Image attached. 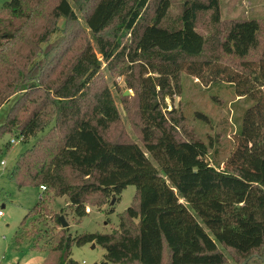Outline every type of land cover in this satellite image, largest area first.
<instances>
[{"label": "trees", "instance_id": "obj_1", "mask_svg": "<svg viewBox=\"0 0 264 264\" xmlns=\"http://www.w3.org/2000/svg\"><path fill=\"white\" fill-rule=\"evenodd\" d=\"M174 1L10 0L0 7V109L16 105L0 139L16 134L30 145L10 180L18 189L45 187L22 226L50 214L45 192L66 198L82 222L88 205L101 209L136 188L111 233L73 235L60 221L64 211L52 214V228L62 227L55 264H78L73 248L87 244L105 250L94 264H228L217 242L236 263L264 264V57L248 58L259 49L260 23L223 22L220 0H181L172 20ZM78 13L98 50L87 44L66 72L57 71L49 64L63 42L52 37L60 19ZM206 14L215 27L209 39L197 30ZM222 55L248 59L234 67ZM115 62L129 63L122 74L138 97L144 148L107 139L120 113L108 88L91 93L102 64ZM183 74L205 86L228 84L246 104L222 165L210 162L211 144L186 138L166 115L164 100L180 92Z\"/></svg>", "mask_w": 264, "mask_h": 264}, {"label": "rangeland", "instance_id": "obj_2", "mask_svg": "<svg viewBox=\"0 0 264 264\" xmlns=\"http://www.w3.org/2000/svg\"><path fill=\"white\" fill-rule=\"evenodd\" d=\"M10 0H0L3 7ZM181 0H175L171 9V19L178 17ZM221 20L231 21L235 19L257 20L260 23L258 37L259 49L251 54V60L264 57V0H220ZM61 31L52 37V42H60L59 50L53 51L49 65L57 71L66 72L76 60L81 50L89 44L95 51L98 50L95 36L88 29L84 15L78 13L76 20L58 22ZM198 32L206 39L215 34V27L210 20V15H203L197 25ZM111 31L107 32L110 33ZM129 36L123 38V43L129 42ZM60 39L64 41H59ZM54 48L58 44H53ZM68 53L61 55L62 50L69 49ZM56 49V48H55ZM100 57V56H99ZM222 60L231 66L239 67L248 58L239 59L232 56H221ZM102 60V58L100 57ZM115 62L112 66L102 64L98 76L92 83V94H101L103 88L110 90L111 96L120 113L121 120L114 125L106 135L110 141L122 140L139 144L142 148L141 127L142 122L138 111V97L129 89L128 82L132 80L130 75H123L128 62ZM165 111L169 117L179 120L183 136L211 144L209 152L212 164L223 163L233 149L234 134L240 126V118L246 107L244 100L237 97L234 88L228 84L203 85L195 76L183 74L181 77L180 92L165 100ZM16 105L14 101L0 109V126L5 122L9 112ZM14 107V108H13ZM203 116V117H202ZM26 115L22 119H25ZM16 134L6 133L0 139V264H55L59 253L54 252L55 239L62 227L52 228L50 217L54 213H61L69 224V230L73 235L85 233H111L118 228L119 215L128 209L136 194L134 186L127 187L119 201L106 203L101 209L91 204L90 209L82 220L78 222L68 207L66 198H55L47 192L44 195V203L50 214L41 220H29L22 226L26 215L39 203L43 191L38 187L18 189L10 180V173L16 166L20 155L30 146L23 144ZM19 141L11 144V140ZM11 145H10V144ZM33 140H30V144ZM5 162V165H2ZM102 199L100 195L96 199ZM43 221V222H41ZM46 224V225H45ZM214 238L213 234L206 230ZM25 238H22V236ZM218 248L228 258V264L236 263L233 253L226 250L217 242ZM105 250L100 246L87 244L82 247H74L72 258L78 264H94L103 261ZM233 255V256H232Z\"/></svg>", "mask_w": 264, "mask_h": 264}, {"label": "built area", "instance_id": "obj_3", "mask_svg": "<svg viewBox=\"0 0 264 264\" xmlns=\"http://www.w3.org/2000/svg\"><path fill=\"white\" fill-rule=\"evenodd\" d=\"M21 140H22V138H21ZM17 143H19V141H17L16 139H12V140H11V144H17ZM2 165H5V162H2ZM40 190H41V191H45V187L42 186V187L40 188ZM86 212H87V213H90V209L87 208V209H86ZM2 215H3V213L0 212V217H2Z\"/></svg>", "mask_w": 264, "mask_h": 264}, {"label": "water", "instance_id": "obj_4", "mask_svg": "<svg viewBox=\"0 0 264 264\" xmlns=\"http://www.w3.org/2000/svg\"><path fill=\"white\" fill-rule=\"evenodd\" d=\"M114 202H115V199L112 201V203H114ZM60 221L62 223L63 228H68L69 227L68 222L66 221V219L63 216L60 217ZM94 248H95V244H93V249Z\"/></svg>", "mask_w": 264, "mask_h": 264}]
</instances>
